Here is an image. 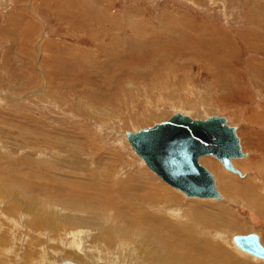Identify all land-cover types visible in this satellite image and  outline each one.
<instances>
[{"label": "rangeland", "instance_id": "374dc122", "mask_svg": "<svg viewBox=\"0 0 264 264\" xmlns=\"http://www.w3.org/2000/svg\"><path fill=\"white\" fill-rule=\"evenodd\" d=\"M175 112L218 115L236 128L245 156L232 166L240 176L210 156L199 159L206 169L210 159L219 164L208 171L221 199L186 198L127 145L125 131ZM223 176L249 178L264 196V0H0V264H131L132 254L138 264H155L146 238L178 250L165 239L173 218L188 215L182 207L196 222L201 213L229 212L221 202L230 213L239 209L238 198L227 200ZM262 210L234 219L239 231L224 233L231 241L255 234L264 248ZM37 214L48 224L38 226ZM104 218L134 224L130 251L103 243ZM197 228L186 229L196 249L216 243ZM244 253L237 264L262 262Z\"/></svg>", "mask_w": 264, "mask_h": 264}, {"label": "water", "instance_id": "95a60500", "mask_svg": "<svg viewBox=\"0 0 264 264\" xmlns=\"http://www.w3.org/2000/svg\"><path fill=\"white\" fill-rule=\"evenodd\" d=\"M235 130L218 115L197 119L175 112L151 126L125 131L124 137L147 170L168 187L186 198L219 200L212 175L198 159L210 156L222 169L240 176L230 163L245 156ZM232 242L240 251L264 259V248L255 234L234 235Z\"/></svg>", "mask_w": 264, "mask_h": 264}, {"label": "bare ground", "instance_id": "6f19581e", "mask_svg": "<svg viewBox=\"0 0 264 264\" xmlns=\"http://www.w3.org/2000/svg\"><path fill=\"white\" fill-rule=\"evenodd\" d=\"M226 120V119H225ZM227 122V121H226ZM228 124V123H227ZM235 133H236V130H235ZM236 136H237V133H236ZM238 138V137H237ZM239 140V139H238ZM259 141V139H258ZM263 142V141H262ZM239 146H240V142H239ZM241 149V148H240ZM263 149V148H262ZM208 157V156H207ZM200 159V158H199ZM199 159H198V163H199ZM209 158H207L206 160H208ZM205 160V161H206ZM238 161H241L240 165L242 166V160L241 159H236ZM216 161H213V160H209V162L207 163V166L209 167V169L213 172L219 170V164L215 163ZM235 162L234 160H230V163L231 165L235 166L234 164L236 163H233ZM244 163V161H243ZM245 164V163H244ZM199 165H201L199 163ZM202 166V165H201ZM205 166V165H204ZM232 166V167H233ZM240 166V167H241ZM203 167V166H202ZM221 167V166H220ZM204 168V167H203ZM234 168V167H233ZM206 169V168H205ZM209 169H206L207 171ZM241 170H243L241 168ZM209 172V171H208ZM210 173V172H209ZM244 173V171H243ZM211 174V173H210ZM223 174V173H222ZM240 174V173H239ZM212 175V174H211ZM224 175V174H223ZM261 176V174H259ZM258 175V176H259ZM213 177V176H212ZM227 176H223L221 177L222 180H223V189H224V193L226 194V197H227V200L228 198H238V210H236L235 213H230L231 210H230V205L228 204V201H225V202H221L222 205L221 208H224V209H228L229 212L226 211V213H223L222 210L220 209H217L219 211L218 213V216L216 215H210L209 214H206L204 215L203 213L202 216L200 217L202 220L201 221H195L191 216V212L189 214V209L188 208H181L183 210V212L187 213L188 215L184 218V220H180L181 219V216L178 217L176 216L175 218H173L174 221H171L169 224L168 227H167V230H166V233L169 235L168 238H166L165 240L167 241H170L168 242L172 244L175 243V245H177L178 247V251L177 248L175 247H172V246H169L167 245L164 241H161L163 240L162 238H158V237H155L153 238L151 235L149 236V238L146 240H148L149 244L151 245V252H150V256L153 259L154 263L155 264H215L213 263L214 260L216 258H220L218 259V262L220 260V262H222L223 264H230V263H236L237 259H241L242 257L240 256H243L241 254H239V252H241L235 245L234 243L232 244V241H231V235L230 234H226L224 233L225 231H223V229L225 230H230L231 232H238L239 229H240V225H239V222H237V218L239 217H246V216H250V218H254L253 217V211L252 209H256L258 212H263L262 210V207L264 206V196L260 193V190L258 188V186H254V183L251 181V179L249 178H246L245 180H243L242 182H236L232 179L230 180H225ZM263 177V176H262ZM259 178V177H258ZM264 178V177H263ZM255 179V178H253ZM214 181V179H213ZM214 186H215V182H214ZM216 190V188H215ZM120 191V190H119ZM122 191V190H121ZM120 191V192H121ZM264 191V189L262 190ZM217 192V190H216ZM218 193V192H217ZM224 194V195H225ZM219 195V194H218ZM130 197V196H129ZM132 197V196H131ZM130 197V198H131ZM220 197V195H219ZM198 199V198H197ZM221 199V198H220ZM169 201V200H167ZM168 203V202H167ZM237 203V202H236ZM133 204V203H132ZM62 205V204H61ZM215 205V204H214ZM218 205V204H217ZM216 205V206H217ZM139 206V205H138ZM169 206V205H168ZM172 209L170 211L171 214H175V209H177V206L178 204H174V205H171ZM248 206V207H247ZM62 207V206H61ZM41 208V207H40ZM160 209V208H158ZM233 209V208H232ZM37 211V206H36V209ZM135 210V213L137 216H140L141 213L142 214H148V213H145L143 212V210H139L138 208H134ZM169 210H170V207H167L166 208H163V211L165 212H168L169 213ZM173 210V211H172ZM179 210V209H177ZM38 212V211H37ZM179 212V211H178ZM255 212V211H254ZM54 214V212L52 213ZM50 213V215H52ZM199 214V215H201ZM263 214V213H262ZM55 215V214H54ZM179 215V214H178ZM198 215V216H199ZM36 217L40 218V214H37L35 215ZM102 216V215H101ZM104 216V215H103ZM143 216V215H142ZM149 217V219L153 220V222H157L159 224H161L162 222L161 221H158L157 218L152 215H147ZM195 218H199V217H196V215H193ZM49 217V216H48ZM52 218L54 217L53 215L51 216ZM60 217V216H59ZM116 217V216H115ZM132 217V216H131ZM178 217V218H177ZM107 218L108 220L111 222L113 220V218L111 217L110 214L107 215ZM163 218H165L163 216ZM84 219V218H83ZM101 219V218H100ZM116 219V218H115ZM118 219V217H117ZM116 219V220H117ZM166 219V218H165ZM236 219V220H234ZM82 220V219H81ZM186 220H190V223H187ZM34 221V220H33ZM42 221H45V223L48 224L47 222V219L42 216L40 219L36 220V224L39 226L41 224V226H45V224L42 222ZM79 222V220H77ZM76 221V223H78ZM86 221V220H85ZM90 221V220H89ZM103 223L105 225H108V228L105 230V235L104 237L102 238L103 240V243H107L109 244L108 247H112V246H115L118 245L120 248H117L116 250L117 251H121L122 249H126L127 251H130L131 249V246L127 245L126 242L128 241H131L132 240V235H131V232L133 230H127L128 228L132 227L134 224H129V225H121V224H117V225H112L110 223H108L106 221V219H102ZM58 219H52V225L53 227H56L58 225ZM61 223V222H60ZM75 223V224H76ZM133 223V222H132ZM80 224V223H79ZM78 224V225H79ZM51 225V224H50ZM33 226V225H32ZM69 226V225H68ZM161 226H163V224H161ZM192 226H197L198 228L195 230V233L200 235L199 238L203 237V236H206V238H215V244H213L214 242H210L211 239H208L210 241H204L202 243V249L201 247L197 248V244H196V240L194 239V237L192 236V234L186 230L188 228H191ZM255 226V225H254ZM37 226L35 225V228ZM76 227V226H75ZM74 227V228H75ZM77 228V227H76ZM123 228H126L124 231H122V233H120V230H122ZM220 228V229H219ZM38 228H36L37 230ZM49 229V228H48ZM99 229H102V228H99ZM222 229V230H221ZM35 230V229H34ZM35 230V232H36ZM46 230V229H44ZM162 230V228H161ZM160 230V231H161ZM210 231L214 232L216 234V237L214 236H211L210 235ZM29 232V231H28ZM43 232V231H42ZM156 232L158 233V231L156 230ZM173 232V233H172ZM176 232H179V235L177 237L176 235ZM228 232V231H227ZM36 234V233H35ZM39 234V233H38ZM43 234V233H42ZM122 234V235H120ZM213 234V233H212ZM262 236V235H261ZM37 237V236H35ZM142 237V236H141ZM162 237V236H161ZM257 237V236H256ZM138 238V237H137ZM227 238V241L228 243H225L223 242L225 239ZM134 239V238H133ZM79 240V239H78ZM143 240V239H141ZM257 240H258V237H257ZM121 241L122 243L120 244ZM144 241V240H143ZM201 242V240H199ZM218 241V242H217ZM231 241V243H230ZM134 242V241H133ZM146 242V241H145ZM173 242V243H172ZM206 242H209L208 244L211 245V250L213 251L214 253V259L209 257V252L207 253V251H209L207 248V246H204L205 245H208ZM224 243L226 245H223L221 244ZM102 243V242H101ZM259 243V241H258ZM35 244V243H34ZM99 244V243H97ZM135 245V244H134ZM141 245V244H140ZM139 245V246H140ZM201 245V244H200ZM222 247H221V246ZM234 245V248H237V252L234 251L233 249V246ZM260 245V244H259ZM102 246V245H101ZM106 246V245H105ZM224 246H227V247H230L233 251H234V254H231L230 251L232 250H227V248H225ZM261 246V245H260ZM41 247V246H40ZM107 247V248H108ZM142 247V246H141ZM262 247V246H261ZM101 248V247H100ZM106 248V247H105ZM263 248V247H262ZM40 249V248H39ZM137 249V248H136ZM207 249V250H206ZM41 250V249H40ZM109 250H111V248H109ZM77 251V250H76ZM75 251V252H76ZM132 251L134 252V250L132 249ZM139 251V250H137ZM232 251V253H233ZM140 252V251H139ZM183 252V254H182ZM230 252V253H229ZM33 253V252H32ZM74 253V252H73ZM103 254V252H102ZM111 254L112 256L115 254V253H109L107 256H110L109 259H111ZM104 255V256H105ZM236 255V256H235ZM106 256V257H107ZM216 256V257H215ZM248 256L246 253H244V257ZM141 257V256H140ZM239 257V258H237ZM139 257L137 256H134L132 254V256L130 258H128V262H130L131 264H138L140 261V259L137 261ZM143 258V257H142ZM148 258V257H147ZM145 259V258H144ZM250 259H253V261H262V262H258L259 264H264V259H257L255 257H252ZM74 260H77V257L75 256L74 257ZM80 260V259H79ZM78 260V261H79ZM146 260V259H145ZM149 260V259H147ZM151 260V259H150ZM149 260V261H150ZM224 260H226L224 262ZM105 261V260H104ZM217 261V259H216ZM241 260H239L240 262ZM117 262L119 264H127L126 263H123L121 261V259H117ZM219 262V263H220ZM227 262V263H226ZM245 262V261H244ZM241 263V262H240ZM59 264H74L73 262L71 261H63ZM152 264V262H151ZM237 264V263H236ZM244 264V263H243ZM246 264V263H245Z\"/></svg>", "mask_w": 264, "mask_h": 264}]
</instances>
